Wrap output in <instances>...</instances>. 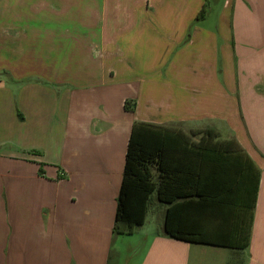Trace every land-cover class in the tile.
Instances as JSON below:
<instances>
[{
  "label": "crops",
  "instance_id": "1",
  "mask_svg": "<svg viewBox=\"0 0 264 264\" xmlns=\"http://www.w3.org/2000/svg\"><path fill=\"white\" fill-rule=\"evenodd\" d=\"M210 11L0 0V59L25 61L0 69V264H264V0H223L214 27ZM136 122L240 145L260 172L247 248L166 236L155 197L143 226L114 233Z\"/></svg>",
  "mask_w": 264,
  "mask_h": 264
},
{
  "label": "trees",
  "instance_id": "2",
  "mask_svg": "<svg viewBox=\"0 0 264 264\" xmlns=\"http://www.w3.org/2000/svg\"><path fill=\"white\" fill-rule=\"evenodd\" d=\"M207 4L200 12L206 15ZM126 111L135 104L127 101ZM133 124L117 198L114 233L144 225L152 198L166 206L170 238L233 249L249 246L260 172L235 140L213 129ZM41 173V171H40Z\"/></svg>",
  "mask_w": 264,
  "mask_h": 264
},
{
  "label": "rangeland",
  "instance_id": "3",
  "mask_svg": "<svg viewBox=\"0 0 264 264\" xmlns=\"http://www.w3.org/2000/svg\"><path fill=\"white\" fill-rule=\"evenodd\" d=\"M210 1H211V11H210V15H209L208 19L204 22V25L208 26V27H214L218 21L219 15L221 14L223 0H210ZM42 47H43V45H42ZM11 57L6 58V60L0 59V69L5 68V70H14V72L17 73L16 67H18V63H22L25 61H22V60L21 61H18V60L15 61V60H13V57L12 58ZM203 130H205V129H203Z\"/></svg>",
  "mask_w": 264,
  "mask_h": 264
}]
</instances>
